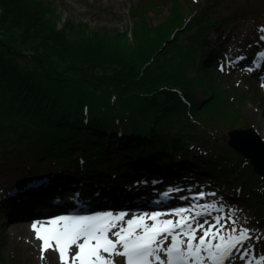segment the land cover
I'll list each match as a JSON object with an SVG mask.
<instances>
[{
    "label": "trees",
    "instance_id": "16d2710c",
    "mask_svg": "<svg viewBox=\"0 0 264 264\" xmlns=\"http://www.w3.org/2000/svg\"><path fill=\"white\" fill-rule=\"evenodd\" d=\"M226 1L210 0L205 19L188 23L178 0L167 22L152 26L141 18L133 31H98L69 22L57 27L62 16L43 0H0V179L12 169L26 177L45 166L57 172L52 180L76 168L97 181L124 171L192 172L213 176L241 205L263 213V179L224 132L218 135L249 125L238 109L247 98L232 94L226 103L215 71L209 85L200 62L213 28L239 36L227 26L243 18L245 33L253 31L255 7L264 10V0L244 5L241 16L220 17ZM222 58L214 54V65ZM196 89L207 92L202 105Z\"/></svg>",
    "mask_w": 264,
    "mask_h": 264
},
{
    "label": "rangeland",
    "instance_id": "374dc122",
    "mask_svg": "<svg viewBox=\"0 0 264 264\" xmlns=\"http://www.w3.org/2000/svg\"><path fill=\"white\" fill-rule=\"evenodd\" d=\"M43 1H45L47 5L54 9V11H56L59 15L63 16L66 22H69L75 26L83 25L86 27L90 25L91 27L89 26V28L94 30L127 29L129 31L134 30L136 27V21L139 22L141 18L142 21L146 20L152 26H156L161 22H167L172 17L175 4L178 2V0H102V3H100L98 0L95 2L93 0H69L65 1L68 3V5H65L61 4L60 0ZM70 1H74L75 3L81 4L83 6L79 7L80 9L74 6L71 7L70 5L72 3ZM183 1H185V5L181 4V6H183L182 15L184 17L186 16L187 23L194 18L196 19L201 14L202 18L205 19L210 0H179V2ZM251 1L252 0H227L225 4L222 5V12H220L219 16L224 17L227 13L241 16L242 7L251 3ZM260 9L261 7L256 5L255 11L258 23L253 31L249 30L247 33H245L244 24L239 23L243 18L239 19L238 23L229 24L227 26L230 28L231 32H240V36L237 38L236 35H233L232 37L229 35L222 37L219 35L218 31L213 28L211 33L207 35L203 41V58H201L200 64L202 69H205L204 71L206 75V81L209 85H212L210 74L215 71L217 76L215 82L218 85V88L224 92L220 94H224L226 97L233 94L236 97L241 95L247 98L244 103L243 101L240 102L241 105L238 106V109L242 111L244 117L248 120L249 126L256 128L264 138V72L260 68L257 75H253L252 67L253 65H256L259 60L264 58V43H260L264 41L261 39V36H264V32L261 31V29L264 28V10ZM225 11H227V13ZM136 16H139L140 18L138 19ZM84 22H86V24ZM61 26H64V23L61 22L59 25H57V27ZM0 35H2V33H0ZM230 39H234V43L231 45L230 50H228V52L225 54L226 61H224L222 64H216L215 66L212 65L214 54L222 53V45L229 43ZM258 44L261 45L259 46ZM254 45H256V51L249 61L244 63L243 58H246L251 54V47ZM206 60H208L207 65H210V63L212 65L209 66V69H206L208 66L204 64ZM239 61L241 62L236 64ZM256 68L257 66L255 69ZM189 74L192 78L194 77V72L191 71ZM216 84L214 83L213 86L217 87ZM195 94L198 104L202 105L207 101V92L205 90L196 89ZM244 97H242L241 100H243ZM224 101L228 104H231V100ZM229 110L232 113H235L233 109ZM226 129L228 128L225 127L220 129L218 131V135H221L224 132L223 137L227 138ZM116 146L117 143L115 146L110 148L113 153L117 151ZM180 156L182 157L181 154ZM113 160L117 162V158L113 157ZM56 167H58V165H56ZM44 168L45 167L40 168L37 172H41ZM77 170L82 171L79 168H76V171ZM67 172L65 171V173ZM15 173H17V171L13 169L9 170L6 173V176L0 180V188L2 181L5 182L11 176L13 177ZM80 174L85 175L86 171H82ZM194 176V174L189 175V178L193 179L195 178ZM107 178L110 180V182L120 181V179L115 181L109 177ZM164 181H166L165 178L157 179L150 185V188L159 187ZM205 182H207V185H205V193H207L206 197L201 198V193L194 194L196 199H190V202L192 203V205L190 204V207L196 206L195 208L193 207L195 211H199L200 206L203 205H214V207L208 212L204 213L202 216L196 217V220H200L199 222H201V220L206 217L209 218V222H211V224H214L215 222L212 223L213 220H215L217 216L221 217V213L225 212L226 218H223L225 219V222L221 223L223 226L220 229L221 235L227 237L231 229L237 230L235 233H233V235H238L241 229L249 230L248 236L250 239L247 240L246 245L241 248L243 258L238 259L237 263L246 262L252 257L264 256V212L258 214L253 207L248 209L247 207L240 205L236 202L240 200L236 199L234 197L235 195L229 197V200L234 201H230V203H228V198H226V195L231 194V192L229 191L228 187L218 183L216 179L213 178V176L207 179ZM8 187L10 191L11 183L8 185ZM54 189L55 186L52 185V193L54 192ZM176 189L181 191L182 194L188 191V187H185L183 190H181L182 188L180 187ZM17 190H20V187H18ZM25 190L29 192L31 191V194L29 193V199L31 196H36L38 193L36 187L26 188ZM136 190L139 191V188ZM150 191L151 190H148L146 192V196L150 194ZM82 193L88 194L87 191ZM111 197L112 196H107L105 199L108 200ZM197 198H201L202 200L204 199L207 203L203 204L200 201H197ZM117 201H119L121 204L123 200ZM195 203L196 205H194ZM244 204L249 203L244 202ZM32 206L33 205H31L30 208H32ZM121 208H123V206H121ZM29 212H31V210H26V213ZM7 214L8 212H3L2 215L0 214V264H63L62 260L59 257H56L57 255L55 252L41 251L40 249L36 248L35 243L27 242L23 234L13 232L16 225H29L35 221L20 220L17 222L15 219L9 218ZM212 243H227V241L221 242L217 238L216 240H213ZM255 244H260V247H255ZM238 250L239 249H236V251Z\"/></svg>",
    "mask_w": 264,
    "mask_h": 264
},
{
    "label": "snow or ice",
    "instance_id": "6c2138e0",
    "mask_svg": "<svg viewBox=\"0 0 264 264\" xmlns=\"http://www.w3.org/2000/svg\"><path fill=\"white\" fill-rule=\"evenodd\" d=\"M264 32V28L261 29ZM264 40V36H261ZM194 208L196 206H193ZM214 205L200 206L199 211L193 215H185L190 209L181 208L175 210L178 220L159 219V213H153L150 217L139 216L128 219L126 226L119 225L117 221L123 220V214L113 216L111 213L87 216H60L50 218L46 224H33L37 239L43 243L42 251L55 247L60 254L63 264H114L111 259L102 253L117 254L126 257V264H152L150 258L163 264L159 251H166L167 264H206L202 252L207 253V260L212 264H224V261L232 255L231 249L245 240H249L248 229H241L238 235H233L237 230L231 229L226 237L220 234L221 218L217 216L215 223L205 228L204 223L196 222V217L208 212ZM150 219L151 224L146 221ZM112 232L115 241L109 238ZM201 230L202 235L197 241L196 232ZM181 236L187 239H181ZM171 237V242L165 249L164 241ZM227 243H215L212 241ZM54 242V244H53ZM117 245L122 250L117 252ZM182 245L184 246L182 248ZM72 246L78 251L69 260L68 252Z\"/></svg>",
    "mask_w": 264,
    "mask_h": 264
},
{
    "label": "bare ground",
    "instance_id": "6f19581e",
    "mask_svg": "<svg viewBox=\"0 0 264 264\" xmlns=\"http://www.w3.org/2000/svg\"><path fill=\"white\" fill-rule=\"evenodd\" d=\"M65 1H69V0H60L61 4H65V5H68V3H66ZM94 2L97 1V0H93ZM100 3H102V0H98ZM71 3V7H76V8H79V7H82L83 5L81 4H78V3H75L74 1H70ZM80 9V8H79ZM64 23L66 22L62 16V19L59 21V23ZM86 24V22H84ZM90 26V25H88ZM62 27V26H61ZM91 27V26H90ZM91 29V28H90ZM97 30V29H96ZM98 31H100V29H98ZM211 33V32H210ZM208 33V35L210 34ZM0 38H3V35H0ZM4 45H7L6 43H4ZM11 47L13 50H15L14 53H16V48H13L12 46L10 45H7V48ZM9 52V51H8ZM10 53V52H9ZM14 53H10V54H14ZM204 64L206 66H208V68L206 69H209V66H212L211 63L210 65H207L208 64V60H206L204 62ZM205 70V69H204ZM227 98L230 100L231 99V96H227ZM70 172L72 173H75L77 174L79 171H76V170H69ZM44 171H41L39 172L38 175H41L43 174ZM116 174V173H115ZM195 178H190L189 180H187V183L184 182V186L185 187H188V192H183L184 194H182L179 190H173L169 193V195H163L160 197V195H156L157 197L160 198V200H158L157 202L158 203H162V202H167V201H170V200H179V203L182 204V203H185L186 206H188L191 202H190V199L193 198V191H195V188L198 184H201L202 183V180H203V177L202 175L203 174H194ZM24 178L23 174L17 172L13 175V177L11 176L9 179H7L5 182L2 181L1 183V188H5L7 187L8 185H13L15 182L19 181V180H22ZM1 180V179H0ZM35 181H40L41 180V177L40 176H36ZM66 178L64 179H61L60 182L61 183H65L66 182ZM76 182V179L73 178V181H69L67 182L66 184V188H65V192H64V200L59 203V202H56V206H58L57 208H53V205L51 204V201L48 200V196L44 195L42 197V202L41 204H37L34 209L36 212V214H47V213H50L52 214L55 218V217H60L62 216L64 213L65 215L66 214H71V213H68L66 211L70 210L71 207H78L79 205V199H96L99 197V195H94V194H84V193H81L80 192V189L82 187H80ZM3 192V189L0 190V193ZM112 194V191H105L104 193H102V195H110ZM185 195V196H183ZM133 196V199H134V194L132 195ZM114 198V196H113ZM105 199V198H104ZM184 200V201H182ZM103 201V200H102ZM107 201V200H106ZM119 202L116 200V201H112V203L110 204V209H114V207L118 206ZM91 207L94 206V204H91L89 205ZM133 206V205H131ZM179 208H182L181 206ZM186 209H190L191 207H184ZM42 209H47L45 211H41ZM193 209L191 208L190 209V212L188 213H185V215H193L192 213ZM116 212V211H115ZM49 214V215H50ZM134 214V212L131 213V215ZM49 216V217H52ZM226 213L223 212L221 213V219L223 218H226ZM48 218L46 221H43L44 224H46L48 222ZM200 221V220H199ZM199 221H194L193 224L195 226V223L196 222H199ZM205 221H207L206 224H204L205 228H207L211 222H209V218H203L201 220V222L199 223H204ZM35 222H42V220H37ZM215 220H213L212 223H214ZM225 222V219L221 220V223ZM33 224L35 223H32V224H18L14 227V230L13 232L14 233H19V234H23L25 236V239L27 240V242L31 243H35V246L36 248L40 249L42 251V246H43V243L41 240L37 239V236H36V232L35 230L33 229ZM203 232L201 230H198L196 232V236H197V241H194V243L198 242V238L200 235H202ZM246 242L247 240L243 241L242 243L240 244H236V247L235 248H232L230 251L232 253L231 256H229L225 261H224V264H236L237 263V260L238 259H241L243 258V254H241L240 252L236 251V249H240L242 248L243 246L246 245ZM54 244V242H53ZM255 247H260V244H255ZM48 251H53L56 253V257H59L60 258V254L58 252V250L55 249V247H52V248H49L47 250H44V252H48ZM78 251V248L76 246H72L68 252V256H69V260H71V257L75 254V252ZM117 251V250H116ZM118 252V251H117ZM102 255H104L106 258L108 259H111L114 264H124V257L122 256H119L117 254H109V253H102ZM202 256L204 257L205 259V262L206 264H212L211 261L207 260V253L206 252H202ZM61 259V258H60ZM264 261V256H261L259 258L257 257H252L248 263L247 262H244L243 264H260Z\"/></svg>",
    "mask_w": 264,
    "mask_h": 264
},
{
    "label": "water",
    "instance_id": "95a60500",
    "mask_svg": "<svg viewBox=\"0 0 264 264\" xmlns=\"http://www.w3.org/2000/svg\"><path fill=\"white\" fill-rule=\"evenodd\" d=\"M10 53H14L11 47ZM227 143L250 161L254 170L264 178V138L260 132L252 127L231 128L227 132Z\"/></svg>",
    "mask_w": 264,
    "mask_h": 264
}]
</instances>
